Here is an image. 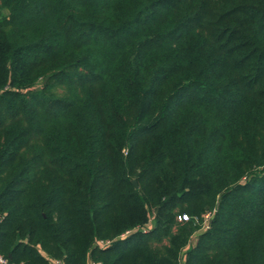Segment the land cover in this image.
Instances as JSON below:
<instances>
[{
  "label": "trees",
  "instance_id": "16d2710c",
  "mask_svg": "<svg viewBox=\"0 0 264 264\" xmlns=\"http://www.w3.org/2000/svg\"><path fill=\"white\" fill-rule=\"evenodd\" d=\"M0 254L264 264V0H0Z\"/></svg>",
  "mask_w": 264,
  "mask_h": 264
},
{
  "label": "built area",
  "instance_id": "2783aa9c",
  "mask_svg": "<svg viewBox=\"0 0 264 264\" xmlns=\"http://www.w3.org/2000/svg\"><path fill=\"white\" fill-rule=\"evenodd\" d=\"M212 211H208L203 215V225H202V229L206 230L208 228H210V223H211V219H212ZM180 220H188L189 217L188 215L184 214L182 216H179ZM144 231L146 230V228H143ZM106 244H108V242H104V241H99V245L100 246H105ZM0 263L1 264H16L12 261H10L8 258L4 257L3 255L0 254ZM23 264V263H21ZM55 264H64L62 261L57 260L55 261Z\"/></svg>",
  "mask_w": 264,
  "mask_h": 264
},
{
  "label": "water",
  "instance_id": "95a60500",
  "mask_svg": "<svg viewBox=\"0 0 264 264\" xmlns=\"http://www.w3.org/2000/svg\"><path fill=\"white\" fill-rule=\"evenodd\" d=\"M134 183H136V181L134 180Z\"/></svg>",
  "mask_w": 264,
  "mask_h": 264
}]
</instances>
